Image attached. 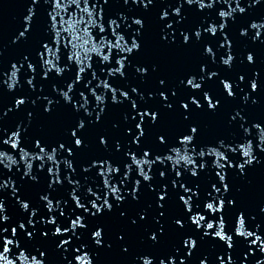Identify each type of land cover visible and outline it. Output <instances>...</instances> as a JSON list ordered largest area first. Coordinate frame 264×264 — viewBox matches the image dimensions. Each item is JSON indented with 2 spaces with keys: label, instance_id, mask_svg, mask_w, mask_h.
I'll use <instances>...</instances> for the list:
<instances>
[{
  "label": "snow or ice",
  "instance_id": "6c2138e0",
  "mask_svg": "<svg viewBox=\"0 0 264 264\" xmlns=\"http://www.w3.org/2000/svg\"><path fill=\"white\" fill-rule=\"evenodd\" d=\"M33 5H36L38 0H31ZM51 4V11L48 12V26L46 29V39L40 41V49L37 51L36 56L40 68V80L48 81L50 78L56 80H62L66 73H74V76L68 80H64L62 84H53L51 91L52 97H43L44 104L42 113L45 117H52L56 113L57 109L63 108L75 115L74 123H69L65 129V135L67 139L57 141L55 145L48 143L43 135L32 136L30 139L25 135L27 127L30 126L32 119V113L27 115L28 124L23 127L18 124L16 129L11 132L10 135L6 131H0V146H7L11 150H18L19 159L13 158L5 151H0V166L7 171H11L14 166L22 165L23 172L20 177L21 180L27 178L31 183H39L40 173H45L47 177V188L49 193H45L39 197L43 203L44 208L47 210L48 218L41 219L40 224L47 226V231H40L39 235L41 239L58 240L55 244V248L61 251V257L65 264H94L95 254L85 252L84 249L88 247L87 244H79V246L72 247L71 259H69L67 246L72 242V237H75L77 241L80 240V236L77 235L78 231H83L87 228V225L82 222L83 217L77 215L74 220H71L66 227L57 223V219L53 217V213L60 207V201H57L55 207L53 202L49 199L51 191L62 184L61 174L59 171V164L57 158L61 153L66 154V158L59 161L64 166V169L68 174L63 176V181H66L73 189L80 187L79 182H73L70 178V174H74L73 162L71 157L74 156V150H81L86 148L87 145L84 140L83 131L86 127L97 126L100 124L103 115L106 110V96L110 94V100L112 106L122 105L125 102L130 104V112L124 117L125 123L134 126L135 134L132 133V127L125 128L124 134L131 137V145L135 146L139 151V157L136 152L126 151L124 153L126 163L123 164V177L121 184L127 182L130 172L135 169L136 175L140 177V180L134 181L130 192H126L125 195L129 196L133 202L138 200V189L141 186V181L147 185L149 192H155V204L156 208L164 209L165 201L169 197V188L167 184H161L158 190L153 188L152 181L154 179L151 175L152 168L157 165L170 164V172L174 173L175 179L172 180L171 189L175 190L177 183L181 178V165L183 166V172L189 176L196 178L198 176V170L200 172L209 168L208 161L210 160V168L216 170L215 176L220 187L216 184L211 185V191L207 194L205 201L203 202V212L200 214V206L195 203L193 198L199 199V193L193 188L185 187L184 183H179V190L183 195H177L179 203L183 206V211L187 215V222L194 226L196 232H200L202 226L203 231L199 237V240H204L209 237V230L212 231V239H218L227 249L234 247V237L242 238L249 249L248 255L250 256L251 248L257 247L260 254L264 255V231H261V225L256 224L253 231L247 230V226L251 223L255 217H248L244 211H239L235 215L234 226L229 228L233 235L226 234L225 217L228 214V210L238 206V198L227 197L224 194L229 193L230 188L226 183V166L227 170H234L241 177L246 175V172L253 164H259L260 160L254 155L253 142L255 139L256 149L264 153V120L253 121L250 124L247 118L241 114L240 111H235L228 117V125H237L238 131L241 136L239 142H235L231 146H227L223 139H219L215 146L205 145L199 151L196 150L193 145L196 143L197 137L202 135L203 129L201 124L193 118L194 112L207 111L208 113H215L221 106V101L216 99H210L208 91L202 92V99L206 109L198 101L197 98L192 96L187 97V102L181 100L179 102V109L182 112V118L185 122V126L182 131L178 132L175 136V142L169 144L167 142L168 132L158 134L156 141L161 146H166L167 154H157L152 152L150 148H142L140 142L145 137L148 129L157 125L158 121L163 119L162 111H171L173 109L172 103H167L169 97L175 98L177 92L171 88L166 87L165 79H159L158 85L165 91L159 92V100L165 101L162 109H145L143 111H137V103L130 99L129 91L121 90L118 86L113 87L116 78L124 80L126 78V69L131 65V58L139 53L142 49L141 32L144 28V21L140 18L132 19L131 25H126L127 18L123 15H119L116 18L106 16L105 8L109 4V0H49ZM237 7L231 11H219L217 16L219 18V24L209 23L204 31L215 36L218 31L221 33L226 28V21L233 18V13L243 14L245 8L240 7L241 0H235ZM262 0H252L249 7H255L260 4ZM123 3L127 5L129 0H123ZM133 5H140L147 9L152 5L153 0H131ZM214 0H209L207 4L203 0H183L181 4H178L173 8L172 15L177 17V23L179 18H182L181 9L184 5L193 6L197 9H211L213 7ZM83 5V6H81ZM72 9V11H69ZM34 10L32 7L27 8V14L23 17V30L19 32L16 40H21L26 37V33L32 25L34 18ZM67 16V19H65ZM59 17V20H57ZM168 18L167 10H164L160 14V20L164 21ZM117 20L121 23H117ZM135 26L136 31L133 32L128 39L130 44L126 43V35L128 27ZM172 24L165 25V31L172 29ZM123 29V31H122ZM255 30V34L252 36V40L256 41L261 35V29H264V21L260 23L251 22L248 24L247 29H241L239 35L245 37L248 30ZM201 31L199 28L191 33V37L187 33H181L180 45L187 47L193 41L199 42L201 39ZM13 41V43L16 42ZM161 40L168 44L175 43L174 40H167L162 35ZM220 49H226L224 57L221 58L220 63L228 68L231 67L234 56L227 49L231 48L228 38L223 37V42L219 44ZM203 54L215 59L213 50L207 45L203 48ZM244 59L251 65L255 61V56L249 52L245 55ZM24 64L27 65L28 72L34 73L35 68L32 63L29 62V58L25 56L23 58ZM19 69L17 65L13 63L11 65V71L8 75V80L5 81L8 91H12L14 85L17 84V74ZM134 71L140 77H144L148 68L145 66H134ZM152 71L156 72L157 67L152 66ZM199 72L201 74L200 82H197L196 77L189 75L185 81H181L186 88L193 92H201V85L203 83V73L205 72V66L201 65ZM99 73V75H98ZM217 76L216 72H212L207 79H212ZM85 77H89L85 79ZM103 77V78H101ZM258 74H253V79L249 81L248 88L249 93L242 96L244 102H248L250 94H255L258 91ZM34 76H29L25 81L29 89L34 87ZM244 76H239V82L244 81ZM95 81V87H89V85ZM83 82L84 89L87 90L88 95L92 97L99 108L93 116L92 112L87 110L88 99L85 98L83 91L78 93L80 101L79 106L75 102V95L77 94V86ZM225 99H235V92L233 91L234 84L227 82L225 79L220 80ZM97 89L101 90V94H97ZM132 95L137 94V89L132 87L130 89ZM167 92V95H166ZM154 94H149V99H152ZM119 97V98H118ZM39 99V98H38ZM142 101L143 95L139 96ZM28 98L15 99L13 109L22 108ZM35 105L36 101H31ZM257 100L251 99V104L255 105ZM12 109H9L11 111ZM83 111V116L79 113ZM132 113H135L134 115ZM7 113H4L6 115ZM2 118V117H0ZM115 127V125H114ZM255 132V136H253ZM7 136V138H4ZM252 137V139H249ZM99 146L107 149V140L102 135L99 137ZM21 143L25 144V147H19ZM115 151H120V144L117 142L114 145ZM189 153H194L195 156ZM239 154V160L230 162L229 154ZM194 159L200 161L197 168ZM49 166L46 168L45 164ZM35 165V173L33 171ZM93 169L96 170V176L100 178L104 198L101 202L100 196L96 195L91 189L87 190V194L92 196L93 199L89 201L91 212L88 207H85L78 199L75 191L69 193V198L75 205V208L82 210L83 213L91 217H96L102 213H112L114 205L119 207L124 202V196L121 195V188L116 184L111 183V176L120 172L119 166H113L108 160H93L87 166L81 167V172L89 173ZM147 169V171L145 170ZM19 170V168L17 169ZM158 176L161 180L165 179V171H159ZM11 188V194L13 197L17 196V189L12 187V181H0V190ZM220 193V195H217ZM185 196L188 198L186 199ZM111 197V202L109 201ZM97 202H100V206H97ZM16 204L19 206L21 213H27V225L32 228V231H26L24 222H17L15 227H11L10 236L7 238L6 233H9L8 228H0V264H45V251L36 249L37 254L42 259H38L37 255L31 254L28 251V243L35 237V226L33 224V217L37 216L39 209L30 207V202L23 201L19 198L16 199ZM194 208L196 209L194 211ZM260 212L264 213V207L260 208ZM6 208L3 201H0V225L9 220V217L5 214ZM120 217L123 218L125 213L121 211ZM59 216L63 217L64 212L60 211ZM159 216H164V211L159 212ZM206 217H211L206 219ZM145 214L142 212L139 214V220L143 221ZM132 225L137 224V220L132 219ZM215 222V223H214ZM159 225V219L156 220ZM176 228L183 229L185 224L181 219L174 221ZM23 235L17 238L18 232ZM102 227H96V230L91 233L92 243L96 248H100L102 243ZM260 234H257V233ZM164 235V227L160 225L156 232L148 235V240L152 244L159 243L158 237ZM68 236V239L62 237ZM249 238L251 240L249 241ZM118 240L123 241L124 236L117 237ZM183 248L185 258L190 257L192 250L197 247L198 240L189 236L183 240ZM108 248L111 245H107ZM121 251L127 253L128 248L122 247ZM180 249L174 250L173 255L167 257V264H176L175 255ZM27 253V254H26ZM79 253V254H77ZM219 264H225V261L220 257H217ZM245 260L248 256L244 257ZM139 264H153V259L147 256L139 257ZM159 264H165V260H159ZM179 264H185V259H180ZM200 264H205L204 260L200 261ZM227 264H234V261L229 257ZM256 264H264V260H257Z\"/></svg>",
  "mask_w": 264,
  "mask_h": 264
},
{
  "label": "water",
  "instance_id": "95a60500",
  "mask_svg": "<svg viewBox=\"0 0 264 264\" xmlns=\"http://www.w3.org/2000/svg\"><path fill=\"white\" fill-rule=\"evenodd\" d=\"M25 1H27V0H22V2H21V4H22V6H27V5H25ZM41 1V0H40ZM43 1V0H42ZM45 1H49V0H44V2ZM7 4H11V5H13V2L11 1H7L6 3H4V6H3V11H2V13H4V12H6V11H4L5 10V8L7 7ZM29 4V3H28ZM49 6H51V4L49 3L48 4ZM20 19L22 20V23H23V16H20ZM125 105H126V107L128 108V107H130V104L129 103H127V102H125L124 103ZM124 104H122V106H125ZM147 139V138H146ZM157 143V141L154 139V138H150L149 139V144H151V145H155ZM170 144V143H169ZM157 145H158V143H157ZM157 151H158V154H166L167 153V148H166V146H163V147H160V148H158V149H156ZM164 170L165 171H167V175H166V178H165V180H161V179H154L153 181H159V182H164L165 181V184H167L168 185V188H169V195L171 194V191H173L172 189H171V181H172V172H170L169 171V169L171 168V165L170 164H164ZM180 170H182V172L181 173H183V168H180ZM185 173V172H184ZM181 177L183 178V177H185V175H181ZM185 182H186V180H185V178L184 179H181L178 183H177V187H176V189H175V191H178L179 190V183H184L185 184ZM159 186L160 185H158V184H156L155 185V187H156V189L158 190V188H159ZM182 193V192H181ZM86 196H87V194H85ZM180 195H183V193L182 194H180ZM98 196H100V194H98ZM173 196H174V194H173ZM146 197H147V199H146ZM144 199H146V200H148L149 199V202H151L152 204L150 205L146 200H144L145 202H147V204H149L148 205V207H146V205L147 204H144V203H142L141 204V208H139L138 206H136V202H133L131 199H128V198H124V202L121 204L122 206H123V208L125 209V211H128V210H130V207H129V205L130 206H134V209H132L130 212H128V215H127V213H125V216L123 217V218H121L120 217V215H116V214H112L111 215V218H112V220L114 221L113 223H109V224H105V223H103V220H102V218L100 217L99 218V227H102V228H105V229H107V231H111L112 229H123V230H126L127 232V237H128V239H129V242H131L130 243V248L128 249V253H132V252H135L136 251V246L135 245H137V244H139L140 242H139V238H140V234H138V235H132V234H137V233H144V231H146V225L145 224H148L149 223V221H150V223L148 224V225H150V226H152L151 228H153L154 227V232H156V230L158 229V227L160 226V225H162L163 227H164V235L162 236V238L164 237V241H162V238L161 237H159V243L161 244V242L163 243V242H165V241H168L169 239H170V242L172 241V239H173V236L171 235V233H170V236H168V234H169V232L165 229V227H168L169 225H171V224H169L168 225V223H169V217H170V215H167V212L169 211L170 213H172L173 212V208L174 207H171V206H174L175 204V201H177V200H172V199H170V196L166 199V201L164 202L165 203V208L164 209H157L156 208V204H155V192L153 191V192H151L149 195H147ZM187 196H185V198H186ZM174 198H175V196H174ZM86 200V199H85ZM109 200H111V198L109 199ZM85 207H88L87 206V204L86 203H82ZM143 205V206H142ZM89 208V207H88ZM89 211H90V208H89ZM138 211V214L136 213ZM160 211H164V216L163 217H160L159 216V212ZM76 212H79L78 210H75L73 213H76ZM80 212H83L82 210H80ZM91 212V211H90ZM144 213L145 214V219L143 220V221H140L139 220V214L140 213ZM153 213H156L155 214V216H156V220L157 219H159V225L156 223V220L153 222L152 221V219H149V221L147 222V219H146V217L148 218V217H150L151 216V214H153ZM132 219H135V220H137V223L138 224H140V225H142V230H136V228H137V225H131V220ZM170 222H171V220H170ZM114 224V225H113ZM118 226V228H116L115 226ZM97 226V227H98ZM150 228V229H151ZM96 230V227H94L92 230H88L86 233H85V235L87 236L88 235V233L90 232V231H95ZM170 232H173L174 234H175V232L171 229V231ZM132 233V234H131ZM118 236H120L119 234H118ZM105 236H104V233H102V238H104ZM109 240V239H108ZM143 241H145V239L143 240ZM181 241H182V239L180 238V239H177V246H174V248L172 249V250H170L169 252H167V253H165V251H161V256H162V258H164V259H166L167 260V257L168 256H170V255H173V253H174V250H176V249H180V251L175 255V260H176V264H179V260L180 259H185L184 257H182L183 256V254H182V250H183V247L181 246ZM158 244V243H157ZM216 243L214 242V240H212L211 241V243H210V246L208 247V249H209V251L210 252H213L214 250L216 251ZM158 250L156 249V248H154L153 249V251L152 252H149V251H144V250H142V251H138L137 252V257H136V261L137 262H139V260H138V258L139 257H143V256H147V257H149V256H152V255H155L156 254V252H157ZM122 254V253H121ZM159 254V253H158ZM123 256H125V253H123L122 254ZM192 256H194L195 258H198L195 262H194V264H197L198 263V261H201L203 258H202V256L200 255V254H196V253H192ZM185 264H193V263H191L190 262V260L189 259H185Z\"/></svg>",
  "mask_w": 264,
  "mask_h": 264
}]
</instances>
